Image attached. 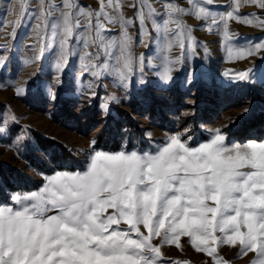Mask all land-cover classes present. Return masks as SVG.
<instances>
[{"label": "snow or ice", "instance_id": "snow-or-ice-1", "mask_svg": "<svg viewBox=\"0 0 264 264\" xmlns=\"http://www.w3.org/2000/svg\"><path fill=\"white\" fill-rule=\"evenodd\" d=\"M213 2L206 0L207 5ZM28 3L29 0H15V7L6 10L14 19L0 27H11L13 40L17 39V29L25 18ZM242 3L264 9V0H232L231 11L218 19L213 17L214 25H222L225 39H229V21L264 28V20L255 14H238ZM144 4L145 0H140L136 11L137 45L145 43L143 37L148 35ZM121 6V0H107V3L100 0L99 12L81 10L87 17V35L77 36L75 43L83 41L84 51L79 56L83 73L99 78L111 59L119 83L127 88L134 62L143 72L146 56H133V41L128 32L133 21L124 19ZM75 7L73 0H63L61 6L39 0L38 15L28 17L37 21L34 31L40 54L35 59H42L45 40L50 37L58 81L70 65L69 56L74 55L70 41L74 29L80 27L73 12ZM193 7L195 18H209L207 7ZM105 9H112L116 15ZM166 11L161 73L165 84L173 79V66L185 60V35L193 53L197 46L191 30L179 18L185 10L168 4ZM148 15H155L151 7ZM101 18L112 24L119 21L120 33L104 36L106 30ZM172 24L181 49L175 60L169 55L173 45L168 25ZM93 29L95 39L91 35ZM156 39H160L159 35L146 47L150 48ZM97 42L96 53L87 51ZM261 51L264 43L245 38L243 43L228 47L227 55L229 60L233 57L240 60ZM101 52L107 59L97 64L94 60L100 58ZM3 65L4 61L0 60V68ZM148 66L154 67L150 61ZM224 76L240 81L249 79L248 72H225ZM138 83L142 85L145 81L140 79ZM24 91L18 88L17 96ZM103 107L107 109V104ZM225 140V135L217 129L210 134L208 142L195 147L183 142L180 135L169 137L154 152L121 150L113 154L93 147L85 170L57 171L45 177L46 183L38 191L12 197L14 206H0V264H160L161 248L165 245L182 248V237H188L197 252L212 257L214 264H228L218 256L220 245L237 244L241 256L253 252L259 258L253 264H264V142L228 145ZM91 144L94 146L96 141ZM157 239L159 245L153 243Z\"/></svg>", "mask_w": 264, "mask_h": 264}, {"label": "rangeland", "instance_id": "rangeland-1", "mask_svg": "<svg viewBox=\"0 0 264 264\" xmlns=\"http://www.w3.org/2000/svg\"><path fill=\"white\" fill-rule=\"evenodd\" d=\"M48 2L61 6L63 0ZM73 3L80 27L74 29L70 41V51L74 55L69 56L70 65L61 76L62 82L56 79L50 37L45 40L46 51L42 59H35L40 54L34 31L37 21L28 17L38 15L39 0H29L16 40L11 38V27H0V60L4 61L0 68V84L4 85L0 86V171H5L13 185L12 189L6 186L0 172V206H14L12 197L38 191L46 183L45 177L57 171L85 170L88 153L93 147L113 154L121 150L154 152L173 135H180L183 142L195 147L208 142L210 134L217 129L225 135L228 145L264 142V51L240 60L235 57L229 60L227 55L228 47L243 43L245 38L253 43H264L261 39L264 28L229 21V39H225L222 25H214L213 17L218 19L219 15L231 11L232 0H214L212 5H207L206 0H192L191 3L189 0H145L143 12L148 35L143 37L145 43L139 45L136 44L139 27L136 11L140 0H121L120 12L124 19L133 21L128 26L133 56H146L143 72L134 62L133 76L127 88L119 83L111 59L99 78L81 71L79 56L84 51L83 41L75 43L77 36L87 35V17L81 10L84 13L99 12L100 0H73ZM134 4L136 8L132 7ZM168 4L185 10L179 18L191 30L197 46L193 53L185 35V60L173 66V79L165 84L161 73L165 42L163 21L168 19ZM193 5L207 7L209 18H195ZM10 7H15V0L12 4L9 0H0V25L14 19L6 12ZM149 7L155 15H148ZM105 11L116 15L112 9ZM238 14H255L264 20V9L246 3H242ZM153 21H156V27H153ZM95 22L93 16V25ZM101 23L106 37L121 31L119 21L112 24L101 18ZM91 35L95 39L94 29ZM158 35L160 39H156L150 48L146 47ZM168 35L173 45L170 59L175 60L181 55V49L175 39L174 24L168 25ZM87 51L96 53L98 42L91 44ZM106 59L101 52L94 62L103 64ZM25 60L32 62L25 64ZM149 61L154 67L148 66ZM225 72H248L249 79L234 80L225 77ZM140 79L145 83L139 84ZM18 88L25 89L19 96L16 94ZM37 137L55 143L44 151L39 148ZM116 137L121 141L118 151L111 150L112 142H107L108 138ZM93 140L96 141L94 146ZM57 144L71 158L52 160L60 153ZM58 165L62 168L56 170ZM45 168L52 172L47 173ZM153 243L159 245L160 241L157 239ZM180 244L182 248L163 246L160 264H214L212 257L191 246L188 237H182ZM218 256L228 264H253L259 259L253 252L241 256L238 244L235 247L220 245Z\"/></svg>", "mask_w": 264, "mask_h": 264}, {"label": "trees", "instance_id": "trees-1", "mask_svg": "<svg viewBox=\"0 0 264 264\" xmlns=\"http://www.w3.org/2000/svg\"><path fill=\"white\" fill-rule=\"evenodd\" d=\"M128 126H129V128H132L133 127L132 123H129ZM135 131L136 132H139V129L135 128ZM107 142L108 143L112 142L111 143L112 144L111 145V150L118 151L120 149V143H121V141H120V139H117V137L114 138V139H109L108 138L107 139ZM37 143H38L40 149H42L44 151H47L49 148H51L54 145L55 142L52 141V140H50V139H47V138L37 137ZM57 146H58V148L60 150V153L58 155L53 156L52 157V160L56 161L59 158H64V159L71 158L70 154L68 152H66V150L61 145H58L57 144ZM106 146H108V145H106ZM61 168L62 167L58 165L57 168H56V170H59ZM44 170L47 173L52 172V169H49V168H45ZM72 170H74V169H72ZM0 172L2 174V180H3L4 184L6 186H10V188L12 189L13 188V185L11 183H9L8 176L5 175V173H4L5 171H0ZM25 188H27V187H25Z\"/></svg>", "mask_w": 264, "mask_h": 264}]
</instances>
